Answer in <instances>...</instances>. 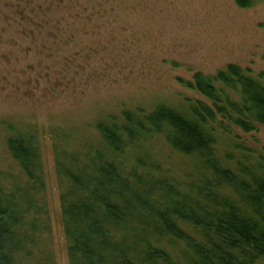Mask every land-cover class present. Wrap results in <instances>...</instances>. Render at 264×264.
<instances>
[{"label":"trees","instance_id":"obj_1","mask_svg":"<svg viewBox=\"0 0 264 264\" xmlns=\"http://www.w3.org/2000/svg\"><path fill=\"white\" fill-rule=\"evenodd\" d=\"M183 82L203 100L106 113L79 143L50 129L69 264H264V150L240 136L264 127V71L231 63ZM10 128L24 181L0 183V264H58L39 131Z\"/></svg>","mask_w":264,"mask_h":264},{"label":"rangeland","instance_id":"obj_2","mask_svg":"<svg viewBox=\"0 0 264 264\" xmlns=\"http://www.w3.org/2000/svg\"><path fill=\"white\" fill-rule=\"evenodd\" d=\"M255 1L0 0V183L24 181L10 127L36 126L58 264L69 260L50 129L69 128L79 143L106 113L203 100L183 82L197 71L236 63L263 72L264 0ZM42 21L48 27L34 33ZM55 22L64 35L52 33ZM240 136L264 150V127ZM155 151L171 164L163 143Z\"/></svg>","mask_w":264,"mask_h":264}]
</instances>
